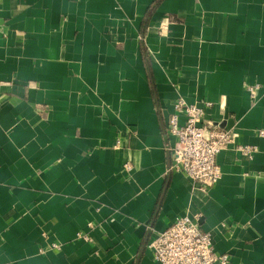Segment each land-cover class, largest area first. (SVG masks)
Here are the masks:
<instances>
[{
    "label": "crops",
    "instance_id": "obj_1",
    "mask_svg": "<svg viewBox=\"0 0 264 264\" xmlns=\"http://www.w3.org/2000/svg\"><path fill=\"white\" fill-rule=\"evenodd\" d=\"M179 97L233 135L206 192L168 171ZM261 129L264 0H0V264H158L185 213L264 264Z\"/></svg>",
    "mask_w": 264,
    "mask_h": 264
},
{
    "label": "built area",
    "instance_id": "obj_2",
    "mask_svg": "<svg viewBox=\"0 0 264 264\" xmlns=\"http://www.w3.org/2000/svg\"><path fill=\"white\" fill-rule=\"evenodd\" d=\"M259 85H246L251 97H255ZM211 103H188L182 97L175 100L173 111L168 115L164 131L171 141L172 158L168 164L169 172H182L199 188L206 192L222 176L216 161V155L233 142L230 130L220 127L212 121H204L205 108ZM264 136V129L259 131ZM243 155L251 157L253 147L238 145ZM126 171L132 167L124 163ZM53 247H58L53 243ZM158 264H228L225 253H216L211 232L201 229L199 216L185 213L164 230L159 232L149 243Z\"/></svg>",
    "mask_w": 264,
    "mask_h": 264
}]
</instances>
